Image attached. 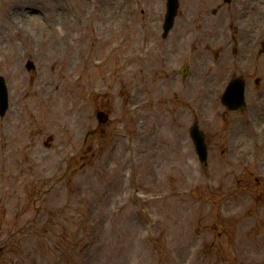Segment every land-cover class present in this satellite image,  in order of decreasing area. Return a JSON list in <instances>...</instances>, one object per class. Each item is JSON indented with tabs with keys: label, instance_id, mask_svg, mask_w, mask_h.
I'll return each instance as SVG.
<instances>
[{
	"label": "rangeland",
	"instance_id": "rangeland-1",
	"mask_svg": "<svg viewBox=\"0 0 264 264\" xmlns=\"http://www.w3.org/2000/svg\"><path fill=\"white\" fill-rule=\"evenodd\" d=\"M13 1L0 264H264V0H179L166 39V0L36 1L70 17L40 34ZM235 77L248 104L231 111Z\"/></svg>",
	"mask_w": 264,
	"mask_h": 264
},
{
	"label": "bare ground",
	"instance_id": "bare-ground-1",
	"mask_svg": "<svg viewBox=\"0 0 264 264\" xmlns=\"http://www.w3.org/2000/svg\"><path fill=\"white\" fill-rule=\"evenodd\" d=\"M36 1L39 3L42 0H34L32 4H28L24 0L13 1L12 2L13 6L12 7L8 6L7 10L8 12H12L16 9H19L20 11H22L24 18L29 26V30L37 34H40L44 31H49V30L55 31L58 25H61L62 23H64V19L66 20L70 18L68 15L67 7L65 8L59 5L57 8L58 10L55 9L56 11H53V12L51 11L49 14H45L44 10L38 7V5L36 4ZM44 1H47V0H44ZM82 1H84L82 5L86 6L87 5L86 0H82ZM75 18L77 22H80L79 18L77 17ZM13 24L15 25V22H13ZM29 30L26 29L25 33H27L26 36L29 42L31 43L34 40L35 35L34 33H31ZM58 35H59L58 32H56L55 37L56 36L58 37ZM14 50H16V48H14ZM73 59H74V56L72 58V61L76 60V59L74 60Z\"/></svg>",
	"mask_w": 264,
	"mask_h": 264
},
{
	"label": "water",
	"instance_id": "water-1",
	"mask_svg": "<svg viewBox=\"0 0 264 264\" xmlns=\"http://www.w3.org/2000/svg\"><path fill=\"white\" fill-rule=\"evenodd\" d=\"M176 9H177V0H171L170 6H169L168 22H167V26H166L167 30L172 25V20H173L175 13H176ZM236 82L239 83L241 85V87H243L242 83H240L239 81H236ZM0 88H2V90L0 89V93L2 96L3 103H4V105H6L7 104V98H6L7 93H6V88L3 87V81L1 79H0ZM4 110H5V108H2V112H4ZM98 118L101 122H105L108 119V116L104 113H99ZM194 133L197 134L198 131L195 130Z\"/></svg>",
	"mask_w": 264,
	"mask_h": 264
}]
</instances>
